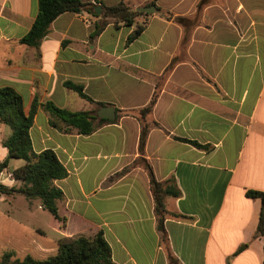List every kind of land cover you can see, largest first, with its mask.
Here are the masks:
<instances>
[{
  "label": "crops",
  "instance_id": "1",
  "mask_svg": "<svg viewBox=\"0 0 264 264\" xmlns=\"http://www.w3.org/2000/svg\"><path fill=\"white\" fill-rule=\"evenodd\" d=\"M38 1L0 0V87L15 89L27 114L35 100L50 101L90 113L97 129L83 135L39 107L33 150L54 151L68 171L56 181L66 221L53 218V238L41 228L11 234L0 256L44 260L63 238L102 232L115 264H264L261 201L249 196L264 192V0H98L155 12L132 26L110 20L95 39L102 17L66 13L33 48L20 40ZM65 82L83 86L93 102ZM104 107L115 120L100 121ZM8 137L0 125V164ZM152 178L162 193L179 192L163 197L166 242Z\"/></svg>",
  "mask_w": 264,
  "mask_h": 264
},
{
  "label": "trees",
  "instance_id": "2",
  "mask_svg": "<svg viewBox=\"0 0 264 264\" xmlns=\"http://www.w3.org/2000/svg\"><path fill=\"white\" fill-rule=\"evenodd\" d=\"M97 5L103 9L101 15L96 13V5L84 3L81 0H39L38 14L29 33L20 40L22 45L38 48L42 40L48 35L53 22L66 13L82 14L89 12L96 17H102L103 21L97 26L92 38H97L100 33L112 20L116 25L132 26L136 19L145 15L139 11H133L124 3L108 7L98 0ZM98 5V6H99ZM158 11H160L158 9ZM182 22L181 19H178ZM143 31L138 28L130 37V41L137 38ZM64 87L72 90L79 97L93 102L84 93V88L73 82H65ZM156 93L148 107L142 110L144 116L149 115L156 103ZM99 106H104L99 104ZM39 107L44 108L53 117H56L69 127L79 129L83 135H91L96 131L95 118L88 112H71L60 109L53 102L40 104L35 100L30 112L25 111L22 96L12 87H0V125L11 129V135L4 140L3 146L8 150L7 159L0 164V171L9 166L10 161L21 160L24 165L14 171V176L19 186L13 188L0 187V194L7 197L22 196L28 201L38 202L44 210L59 221H66L59 215V205L64 200L63 191L56 186V181L68 177V171L61 163L56 153L52 150H45L35 153L33 150L30 130L34 123L35 115ZM103 122H110L101 119ZM145 138V136H144ZM198 148L207 149L196 142H190ZM152 185L156 198V212L160 216L158 228L166 242L164 230V218L167 215L163 203L164 196L178 197L179 192L170 188L162 193V184L152 178ZM249 196L261 201V211L256 235L264 238V192H251ZM0 264H115L112 258V250L106 241L104 234L98 232L94 237L88 238L78 236L74 238H63L59 241L57 254L44 260L26 256L20 259L13 251H4L0 256Z\"/></svg>",
  "mask_w": 264,
  "mask_h": 264
},
{
  "label": "rangeland",
  "instance_id": "3",
  "mask_svg": "<svg viewBox=\"0 0 264 264\" xmlns=\"http://www.w3.org/2000/svg\"><path fill=\"white\" fill-rule=\"evenodd\" d=\"M7 133L8 136L11 135V129L8 127ZM18 162L24 164L21 160L12 159L10 168L16 167ZM8 198L3 202L0 195V248L6 249L11 234H30L37 228L43 229L50 238L57 236L51 231L53 217L48 211L38 209V202L28 201L22 196Z\"/></svg>",
  "mask_w": 264,
  "mask_h": 264
},
{
  "label": "water",
  "instance_id": "4",
  "mask_svg": "<svg viewBox=\"0 0 264 264\" xmlns=\"http://www.w3.org/2000/svg\"><path fill=\"white\" fill-rule=\"evenodd\" d=\"M102 8L97 7L96 8V13L99 15L101 13ZM139 12L145 13V14H154L155 12V7H144L138 9ZM99 118L102 119H107V120H115V111L113 108L110 107H104L102 111L98 114Z\"/></svg>",
  "mask_w": 264,
  "mask_h": 264
},
{
  "label": "built area",
  "instance_id": "5",
  "mask_svg": "<svg viewBox=\"0 0 264 264\" xmlns=\"http://www.w3.org/2000/svg\"><path fill=\"white\" fill-rule=\"evenodd\" d=\"M86 21L89 22L88 19ZM16 181L14 173L8 171L7 169L0 171V187L3 186L9 188L13 186Z\"/></svg>",
  "mask_w": 264,
  "mask_h": 264
}]
</instances>
